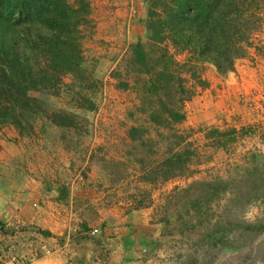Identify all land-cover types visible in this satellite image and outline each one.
<instances>
[{
  "label": "rangeland",
  "instance_id": "obj_1",
  "mask_svg": "<svg viewBox=\"0 0 264 264\" xmlns=\"http://www.w3.org/2000/svg\"><path fill=\"white\" fill-rule=\"evenodd\" d=\"M87 1L92 28L83 30L82 66L92 82L81 89L84 85L67 75L57 92H29L44 110L72 112L79 124L66 129L37 114L30 117L29 134L19 133L10 124L0 126V202L11 206L7 216L1 217L11 224L5 220L0 235L19 234L26 241L47 231L35 222L22 223L10 216L17 214L16 204L25 215L37 213L48 219L54 214L63 223L57 242L65 249L64 264H264L263 202L245 210L244 218L256 225V235L248 249L236 250L226 248L225 242L214 248L208 244L206 235L219 226L183 229L174 214L181 203L167 202L175 186L224 176L229 165L249 152H257L258 160H264V114L259 100L264 92V1L258 0L263 43L237 59L227 73H219L209 63L200 64L204 86L195 79L186 82L190 93L181 106L184 120L174 129L192 147L207 150L194 161L206 158L208 162L192 166L191 173L151 185L139 181L140 167L163 158L175 140L170 129L151 123L135 109L139 102L135 90L122 87L136 77L129 70V46L145 43L149 37L148 0ZM176 58L186 61L188 53ZM77 95L91 98L95 108L79 107L73 98ZM132 125L142 131V144L129 138ZM232 126L242 127L236 141L218 150L204 145V130ZM182 207L179 214H184ZM161 217H169L170 222H160ZM13 241L17 244L19 239ZM40 248L42 252L35 247L22 254L14 251L20 262L32 264L49 253L46 245Z\"/></svg>",
  "mask_w": 264,
  "mask_h": 264
},
{
  "label": "trees",
  "instance_id": "obj_2",
  "mask_svg": "<svg viewBox=\"0 0 264 264\" xmlns=\"http://www.w3.org/2000/svg\"><path fill=\"white\" fill-rule=\"evenodd\" d=\"M260 7L258 0H148L145 25L149 37L145 43L129 46V70L136 77L122 87L135 90L139 100L135 109L151 123L170 129L175 143L163 158L140 167V182H165L208 162L206 158L194 161L207 150L192 147L174 129L184 120L181 106L190 93L186 82L195 79L204 86L200 64L209 63L224 74L233 70L237 59L262 44ZM85 28H92L87 0H0V126L10 124L19 133L29 134L33 129L30 117L37 114L66 129L79 124L72 112L44 110L29 92H57L67 75L85 86L81 89L92 82L82 66ZM181 53H188L186 61L177 60ZM73 98L79 107L95 108L91 98ZM241 130L235 126L206 129L204 145L223 149L237 140ZM128 136L144 142L136 125L129 128ZM259 155L249 152L229 165L224 176L175 186L167 202L185 207L184 214L178 213L181 206L174 212L182 228L216 225L220 229L206 235L211 247L225 242L230 250L248 249L256 225L245 220L244 212L250 204L264 203V160H258ZM159 221L170 222L169 217Z\"/></svg>",
  "mask_w": 264,
  "mask_h": 264
},
{
  "label": "crops",
  "instance_id": "obj_3",
  "mask_svg": "<svg viewBox=\"0 0 264 264\" xmlns=\"http://www.w3.org/2000/svg\"><path fill=\"white\" fill-rule=\"evenodd\" d=\"M45 192V191H44ZM43 194V193H42ZM41 194V196H42ZM48 196V195H45ZM0 199H3L2 197H0ZM11 209V206L8 205L6 203L5 200L0 202V229L3 227V225H1L2 223L5 225V220L8 221V219H2L4 217H6L7 215V210ZM13 208L16 210L17 214H13L10 216H13V218H17V221H21L22 223L26 220L27 222H35V224L41 226V228H46V230L49 232L48 235H43L40 233H36L35 234V238L34 239H30V240H26V241H22L21 239H24L23 237H21V235H0V239L2 238V244L7 246L8 244H10V242H12L13 245H9L10 247H14L17 251V253L20 252V254H22L23 252L27 251V250H32L33 247L38 248L39 251H43L40 246L46 245L49 249V253L45 254V255H41L40 257H36L34 259V262L32 264H64V261L66 259L65 256H63V252L65 251L63 244L62 243H58V237L60 234L63 233L62 231V227H63V223L61 222H57L56 221V216H54V214H52L51 217H49L48 219L43 217L42 215H39L37 213H35L34 215H25L22 208L19 207V211L17 210L18 205L15 204V206H13ZM49 209V208H48ZM25 215V219L21 218V214ZM50 213H53L52 211H50ZM12 214V211H11ZM9 215V214H8ZM2 217V218H1ZM11 224L10 221H8V223H6V225ZM20 236V237H17ZM7 238V239H4ZM18 240L19 242H17V244L14 243L13 240ZM55 242V243H54ZM45 243V244H44ZM51 244V245H49ZM20 247V250H19ZM21 247H25L24 249H21ZM63 256V257H62Z\"/></svg>",
  "mask_w": 264,
  "mask_h": 264
},
{
  "label": "built area",
  "instance_id": "obj_4",
  "mask_svg": "<svg viewBox=\"0 0 264 264\" xmlns=\"http://www.w3.org/2000/svg\"><path fill=\"white\" fill-rule=\"evenodd\" d=\"M262 38H263V35L261 34V39ZM259 100L261 102V106H260L261 111L264 114V92L262 93V95H260ZM97 231H98L97 229H93L92 232L96 233ZM20 259L21 257L14 251V247L5 246V245L0 244V264H17V263L24 264V261L20 262Z\"/></svg>",
  "mask_w": 264,
  "mask_h": 264
}]
</instances>
